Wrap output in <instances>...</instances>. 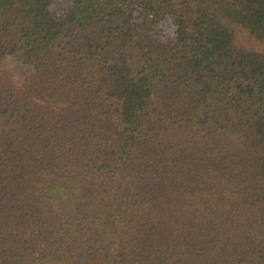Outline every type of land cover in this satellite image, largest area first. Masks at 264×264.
Wrapping results in <instances>:
<instances>
[{"label":"trees","instance_id":"16d2710c","mask_svg":"<svg viewBox=\"0 0 264 264\" xmlns=\"http://www.w3.org/2000/svg\"><path fill=\"white\" fill-rule=\"evenodd\" d=\"M0 264H264V0H0Z\"/></svg>","mask_w":264,"mask_h":264},{"label":"rangeland","instance_id":"374dc122","mask_svg":"<svg viewBox=\"0 0 264 264\" xmlns=\"http://www.w3.org/2000/svg\"><path fill=\"white\" fill-rule=\"evenodd\" d=\"M3 64L10 68L11 73L19 84L26 75L32 72L30 65L22 64L13 57H9Z\"/></svg>","mask_w":264,"mask_h":264}]
</instances>
